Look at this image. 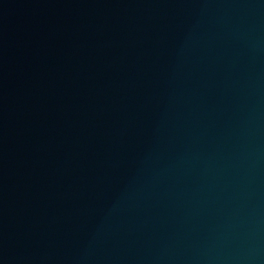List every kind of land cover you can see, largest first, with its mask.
<instances>
[{
  "label": "water",
  "instance_id": "obj_1",
  "mask_svg": "<svg viewBox=\"0 0 264 264\" xmlns=\"http://www.w3.org/2000/svg\"><path fill=\"white\" fill-rule=\"evenodd\" d=\"M0 264H264V0H0Z\"/></svg>",
  "mask_w": 264,
  "mask_h": 264
}]
</instances>
